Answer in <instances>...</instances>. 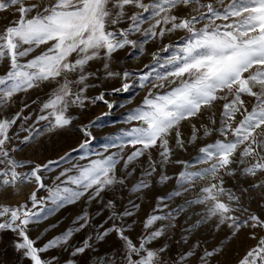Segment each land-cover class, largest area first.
Segmentation results:
<instances>
[{"label":"snow or ice","instance_id":"obj_1","mask_svg":"<svg viewBox=\"0 0 264 264\" xmlns=\"http://www.w3.org/2000/svg\"><path fill=\"white\" fill-rule=\"evenodd\" d=\"M0 14V194L26 195L0 205V230L15 233L19 264H225L224 241L189 242L202 225L229 242L256 241L236 264H264V0H0ZM126 50L151 57L145 71L119 60ZM110 80L120 86L88 95ZM136 87L146 95L123 114L131 127L94 151L101 117L76 125L75 112L123 108L106 96ZM45 88L46 99L8 111L17 95ZM77 128L84 139L55 159L21 155ZM198 145L190 159L176 156ZM82 198L96 211L81 209L73 227L38 247L43 233L33 239L29 226ZM145 201L154 207L140 218ZM193 206L199 219L180 225Z\"/></svg>","mask_w":264,"mask_h":264},{"label":"rangeland","instance_id":"obj_2","mask_svg":"<svg viewBox=\"0 0 264 264\" xmlns=\"http://www.w3.org/2000/svg\"><path fill=\"white\" fill-rule=\"evenodd\" d=\"M14 18V17H12ZM0 19H2V14H0ZM2 27V25H0ZM183 35L182 33H176L172 39H178L179 36ZM167 42V40L165 41ZM148 52L154 51L157 48L156 44H149L146 46ZM42 50V49H40ZM40 50H37V53ZM118 58L122 63L131 69L134 70H142L145 71L144 65L150 63L151 57L149 55H142L138 58H129L127 56V50L121 51L118 54ZM4 72V64L0 63V74ZM131 82V81H130ZM119 81H108L106 82L104 87L89 89L88 95L95 96L98 95L101 91H105L106 89L110 92L112 87H119ZM49 89L45 88L43 90H33L28 93H21L16 97V103L13 104L12 109H9V112H14L17 108L23 106V102L27 100L31 103L32 99H35L37 96L40 98L46 99L47 93H49ZM146 95L145 90H141L138 87L133 88L127 93H119L115 95H108L106 99L110 102H118L119 104H123L124 107H116L113 110H109L107 106L103 102H97L94 105H90L83 113L75 112L79 119L75 121L76 125H80L82 123H88L89 121L95 120L97 117H101V120L98 122L97 126L93 127L92 133L93 136L96 137V140L93 142L92 148L94 151H102V144L106 142L107 138H112L116 134L120 132L121 129H127L131 127V125L123 122V114H125L129 109L135 108L143 102V98ZM129 100L131 102L129 103ZM3 111V109H0ZM106 112H110V115L104 116L103 114ZM27 115V112L25 113ZM185 135H187V125L184 126L183 129ZM24 133H21L23 136ZM84 139L82 133L77 129L70 130L61 135L55 136H44L39 139V141L25 148L21 153L22 156L30 158L36 162H47L48 159H55L60 155H63L65 152L69 151L73 147H77L78 143ZM205 142H211V140H207ZM202 145H198L197 148H189L187 152H177L176 156L183 160H188L192 156L197 154L198 147ZM74 161L78 159L79 153H74ZM86 161H82L81 163H85ZM180 166L169 167L168 172L170 175H174L180 171ZM46 176L48 174H45ZM54 175V174H53ZM46 182L50 183V180H46ZM172 184L168 185V188L171 189ZM24 193L27 194L30 189L25 187L23 189ZM39 196L44 197L47 196L46 191H40L38 193ZM191 195V194H190ZM26 198V195L21 196H8L5 197L3 194H0V205H9L14 206L18 201H22ZM51 207L49 203L47 205ZM98 207L97 203H90L86 198H82L74 205H66L58 210H56L52 215L48 216L47 219H42L38 224H32L29 226V235L31 238L36 239L40 234L43 233L41 238L37 241V246L40 247L48 240L52 239L54 236L59 235L64 230L69 227H73V221L76 219V216L80 213L81 209L89 210L91 212H95ZM153 204L145 201L140 210V218H143L145 214L151 213ZM202 211V206H193L189 212L188 216L190 219L185 223V217H181L179 223L184 227H189L195 223L199 216L197 213ZM107 213L96 218V223H103L106 219ZM50 225H57L55 228H50V230L45 233L44 230L49 228ZM140 231V223L137 220V224L134 230V233H138ZM84 233L77 234L75 237L74 243H78L81 238L84 236ZM181 231L177 230L175 236L177 239L180 238ZM17 237L15 233L6 230H0V264H19L17 253L12 247V241ZM196 239H200L201 241L207 240L209 244H215L218 241H224L227 245L225 249V255L220 257L225 264H236V261L245 253V251L256 243L254 240H250L246 235L241 234V236L235 240L229 242L226 239V231L222 230L219 233H213L210 231L208 227L201 226L199 229H193L191 235L189 236V242L194 243ZM111 247V242L108 245H105L104 248H101V253L104 252L105 248ZM179 245L173 244V248H178ZM52 254H59L57 250H51L49 253L43 254L45 258ZM26 264V262H25Z\"/></svg>","mask_w":264,"mask_h":264}]
</instances>
